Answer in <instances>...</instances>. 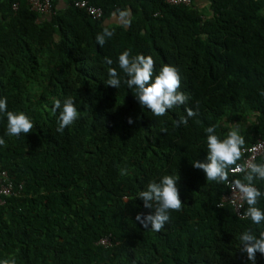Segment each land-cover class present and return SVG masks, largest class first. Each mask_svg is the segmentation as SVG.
<instances>
[{
	"label": "trees",
	"instance_id": "obj_1",
	"mask_svg": "<svg viewBox=\"0 0 264 264\" xmlns=\"http://www.w3.org/2000/svg\"><path fill=\"white\" fill-rule=\"evenodd\" d=\"M59 1L54 14L40 17L27 0H0V98L34 124L10 137L0 114V169L24 182L21 196L0 204V264H251L239 237L251 231L259 238L264 222L244 215L245 200L240 212L218 203L229 192L230 168L264 139V0H209V10L89 0L104 10L102 19ZM106 29L113 35L100 46L96 37ZM125 50L151 56L156 74L176 67L188 102L156 117L123 82L107 86L110 67L126 78L118 66ZM69 97L79 119L60 133ZM188 108L198 115L177 126ZM209 126L221 140L238 127L245 140L224 182L193 167L207 162ZM247 170L231 178L248 183ZM164 175L179 178L182 209L154 232L135 219L152 211L139 193ZM252 183L264 193V180ZM256 207L264 211V196ZM110 234L114 245L98 243Z\"/></svg>",
	"mask_w": 264,
	"mask_h": 264
},
{
	"label": "clouds",
	"instance_id": "obj_2",
	"mask_svg": "<svg viewBox=\"0 0 264 264\" xmlns=\"http://www.w3.org/2000/svg\"><path fill=\"white\" fill-rule=\"evenodd\" d=\"M112 35L113 32L106 29L103 34L97 35V43L103 46L106 43V37L110 38ZM105 63L111 65L113 61L105 57ZM118 66L126 78L122 80L120 72L116 68L110 67L106 85L118 89L123 82L132 90L140 106L150 110L156 117L165 116L170 109L185 105L190 99L188 94L180 91L181 76L174 66L165 64L156 74L154 72L155 61L151 56L142 54L133 56L130 50H125L119 55ZM55 109H61L60 100L55 101ZM186 112L187 116H182L177 122V126L179 124L187 125L188 118L198 115V109L194 111L188 108ZM0 114L6 115V135L10 137H19L21 134L27 135L34 128V124L27 114L8 110L7 98H0ZM78 119L79 113L75 102L71 97L66 98L58 117L56 130L63 133L66 127L73 125ZM128 123H133L131 117H129ZM205 131L207 133V162L195 161L193 167L201 169L208 181L224 182L228 177L227 169L229 166L234 165L242 155V146L245 144L244 137L240 134L238 127H233L227 133L226 138L222 140L215 134V126H209ZM5 143V140L0 138V145ZM8 174L10 176L9 171ZM10 179L12 180L11 176ZM244 179L248 183L236 182L237 188L243 194V198L248 205L244 215L249 217L254 224L259 225L264 222V211L256 205L258 199L264 196V193L256 188L252 182L255 179L264 180V164H251ZM178 181L179 178L176 176L164 175L159 182H150L146 190L139 193L144 208L152 210L149 214L138 213L135 217L136 221L144 228L150 227L152 231L160 232L165 224L170 221V212L182 209ZM22 183L24 184V182H20L15 183V185ZM22 190L18 196L23 194ZM239 239L242 242L241 251L246 253L251 264H256L257 253L264 255V232L257 238L251 231H245ZM4 264H8V261H5Z\"/></svg>",
	"mask_w": 264,
	"mask_h": 264
},
{
	"label": "built area",
	"instance_id": "obj_3",
	"mask_svg": "<svg viewBox=\"0 0 264 264\" xmlns=\"http://www.w3.org/2000/svg\"><path fill=\"white\" fill-rule=\"evenodd\" d=\"M31 10L37 12L40 17L49 16L55 13L54 10V0H27ZM166 3L172 5H187L192 6L195 3V0H162ZM74 6L83 9L87 14L92 16L95 19H102L104 16V10L92 4L89 0H72ZM17 4L14 5V8H17ZM245 150V149H244ZM243 150V151H244ZM246 151L248 155L244 158L243 164H237L230 169V179L227 180V185L229 187V192L224 194L219 205H225L227 203L233 204L238 212L241 211L243 206V194L239 191L236 186V182L240 179L231 177L236 173L243 172L250 168L251 164H256L259 159L264 160V139H259L257 142L249 146ZM241 182V181H240ZM244 183V182H242ZM246 184V183H245ZM24 184L15 185V183L10 179L8 171L0 170V204L3 205L7 201V197L18 196L23 189ZM99 244L108 247L114 245L115 241L112 238V235H107L98 241Z\"/></svg>",
	"mask_w": 264,
	"mask_h": 264
},
{
	"label": "crops",
	"instance_id": "obj_4",
	"mask_svg": "<svg viewBox=\"0 0 264 264\" xmlns=\"http://www.w3.org/2000/svg\"><path fill=\"white\" fill-rule=\"evenodd\" d=\"M59 3L63 4L64 0H60ZM194 4L196 6H200V8L203 10H207V9L209 10L210 1L209 0H195Z\"/></svg>",
	"mask_w": 264,
	"mask_h": 264
}]
</instances>
